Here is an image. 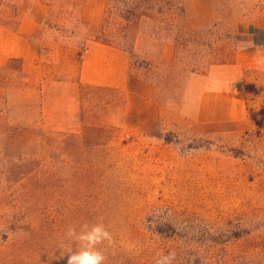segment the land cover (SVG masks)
Segmentation results:
<instances>
[{"label": "rangeland", "instance_id": "374dc122", "mask_svg": "<svg viewBox=\"0 0 264 264\" xmlns=\"http://www.w3.org/2000/svg\"><path fill=\"white\" fill-rule=\"evenodd\" d=\"M148 16L124 22L104 0H0V27H37L27 72L0 56V264H67L79 248L67 228L100 218L105 264L169 251L173 264H264V0H174ZM97 34L130 54L150 100L77 82ZM239 52V85L207 78Z\"/></svg>", "mask_w": 264, "mask_h": 264}, {"label": "crops", "instance_id": "0c3cea01", "mask_svg": "<svg viewBox=\"0 0 264 264\" xmlns=\"http://www.w3.org/2000/svg\"><path fill=\"white\" fill-rule=\"evenodd\" d=\"M30 21V19H21L16 31L0 27V40H2V37L5 39L0 49V56L4 57L2 62L20 59L23 72L28 71L23 65L28 63L29 58L35 57L29 52L35 48L29 41L28 35L34 33L37 27L34 25L32 29H29L32 24ZM86 43L77 75L78 83L94 87L128 90L130 97L134 96L133 90H135L138 92L140 100H150L153 93L152 86L150 83L140 80L131 71V59L127 51L101 44L92 39L86 40ZM172 52L173 45L164 44L161 51V61L169 63L172 58ZM244 56H246L244 52H239L236 55L235 64L213 67L208 72L207 78L218 83L227 82L234 86L239 85L242 67H246V64L243 63ZM252 59H255V56ZM58 84H61V82L59 81ZM4 92V88L0 87V98L4 97ZM214 93L221 94L219 91H214ZM222 95L227 96V99H229L230 95L238 98L240 93L234 90L229 93L224 92Z\"/></svg>", "mask_w": 264, "mask_h": 264}, {"label": "clouds", "instance_id": "9594fccd", "mask_svg": "<svg viewBox=\"0 0 264 264\" xmlns=\"http://www.w3.org/2000/svg\"><path fill=\"white\" fill-rule=\"evenodd\" d=\"M65 235L79 245L78 250H69L67 264H105L106 256L100 245L111 246L113 243L112 233L105 227L102 218L97 223H87L80 226L79 231L75 226H69ZM176 253H158L154 264H173Z\"/></svg>", "mask_w": 264, "mask_h": 264}, {"label": "trees", "instance_id": "16d2710c", "mask_svg": "<svg viewBox=\"0 0 264 264\" xmlns=\"http://www.w3.org/2000/svg\"><path fill=\"white\" fill-rule=\"evenodd\" d=\"M106 6L112 5L117 10L118 17L124 22H132L141 17H149L150 13L155 10L158 14H162L165 10H168V6L174 0H104ZM179 13H183L182 5L178 8ZM211 31V30H207ZM95 41L101 44L112 46L107 41L102 40L97 34ZM215 64H225V62L219 61Z\"/></svg>", "mask_w": 264, "mask_h": 264}]
</instances>
